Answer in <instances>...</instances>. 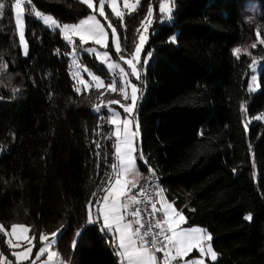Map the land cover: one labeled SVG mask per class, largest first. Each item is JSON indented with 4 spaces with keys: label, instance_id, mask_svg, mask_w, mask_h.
Returning <instances> with one entry per match:
<instances>
[{
    "label": "trees",
    "instance_id": "obj_1",
    "mask_svg": "<svg viewBox=\"0 0 264 264\" xmlns=\"http://www.w3.org/2000/svg\"><path fill=\"white\" fill-rule=\"evenodd\" d=\"M159 1L141 0L123 22L111 19L132 53L151 6L156 15L136 109L138 167L160 175L186 226L211 235L218 258L209 264H264V66L252 93V58L235 53L256 40L243 15L251 0H176L164 22ZM255 1L264 27V0ZM0 2V252L15 261L2 229L21 225L30 229L34 255L58 233L65 262L118 264L100 225L88 220L114 178V128L94 111L106 93L76 90L70 45L32 15L75 24L91 10L80 0H30L24 56L15 0ZM93 46L75 42L78 52ZM81 60L108 80L94 57Z\"/></svg>",
    "mask_w": 264,
    "mask_h": 264
},
{
    "label": "snow or ice",
    "instance_id": "obj_2",
    "mask_svg": "<svg viewBox=\"0 0 264 264\" xmlns=\"http://www.w3.org/2000/svg\"><path fill=\"white\" fill-rule=\"evenodd\" d=\"M137 2H139V0H137ZM22 3L23 0H15L14 4L15 22L20 29L19 39L21 43L25 40L24 24L21 16V13L24 11ZM87 4L89 8L93 7L91 0H87ZM111 4L112 11L116 14V16H121V13L116 8V0H111ZM124 6L126 8L133 7L127 2V0H125ZM3 9L4 3L0 2V13H2ZM161 11H167L170 13L171 9L164 4L161 5ZM99 15L105 16L103 0H101L100 3ZM36 16L41 17L44 24H50V27L60 28L64 34V38L69 44H74L72 35H78L81 44L86 45L89 40H92L97 45L107 47V33L105 32L104 27L94 16H88L87 19H83L79 23L64 24L62 28L51 16H41V13L39 12H36ZM147 16L148 18H146L142 24L144 33L148 32V28L152 23L151 10H149ZM109 27H112L111 24H109ZM112 32L115 35L116 29L112 28ZM147 38L148 37L146 35L141 34L139 36V44L135 48L133 57L125 60V63L131 68V75L135 76L137 80H139L140 77V73L137 70V64L141 60V52ZM171 40L174 42L175 37H172ZM84 50L89 53L96 52L94 48H87ZM115 51L117 54L121 52L119 40L115 43ZM236 51H239V49ZM75 54V50H73L72 55L74 56ZM96 55L104 59L108 57L107 52H97ZM147 55L150 56L151 53H148ZM120 58L124 59L123 56ZM144 63L145 65L147 64V56L145 57ZM108 67L117 68L119 65L109 64ZM120 71L122 79L127 84L128 74L125 73L123 69ZM253 71H255V69H253ZM252 78L255 80V76ZM92 79L96 81L97 87H104V81L102 79L96 76H93ZM79 83L83 84L84 81L80 80ZM109 87L112 91L116 90L115 83L110 84ZM76 90L79 91L78 88ZM137 92V86L132 85L130 97L131 104L123 106L125 113L131 114L133 112L136 106ZM122 94L125 96V99H128L127 93ZM112 123L116 125L115 155L119 161V165L116 163L111 165L112 169L116 173V179L114 185L105 190L106 195L102 198L103 204L100 208V215L103 218V227L108 229L109 233L113 236L118 234V245L116 246L118 247L119 252L117 254L120 257H123L127 264H157V256L153 252V249H155L156 252H163V264H171V261L176 259V257L186 256L194 248H199L201 255H204L206 252L210 253L214 260L215 253L213 252L211 245L209 244L207 248L204 247V241H210L211 236L206 234L204 230L200 228L182 229L181 224L185 222V217L179 211H176L172 204H163V208L159 210L153 206V213L162 211V219L156 220L154 225L144 229V224L141 222V210L138 207L129 210L130 205L140 203V201L137 200V197L133 195L129 199L122 202V198L128 195L129 181L121 179V177L125 175L137 174L138 165L133 155V140L135 138V132L131 131L129 128L132 124L131 119H125L123 121V128H121L119 113H116L112 117ZM131 186L135 187V184H132ZM129 216L133 219L129 220ZM245 218L249 220L251 219L250 216ZM88 220L90 223L92 222L90 213ZM134 225H137V227H134ZM152 227L159 229V232L152 231ZM141 229H144V231L141 232ZM16 230V228L12 229L13 232H16ZM20 231L27 232L28 228H22ZM161 237L163 240H161ZM28 251L30 252L31 249H28ZM173 251L176 253L175 256L172 255ZM41 252H43V249H41ZM24 255H27V253ZM197 264H204V262L201 260L198 261Z\"/></svg>",
    "mask_w": 264,
    "mask_h": 264
},
{
    "label": "rangeland",
    "instance_id": "obj_3",
    "mask_svg": "<svg viewBox=\"0 0 264 264\" xmlns=\"http://www.w3.org/2000/svg\"><path fill=\"white\" fill-rule=\"evenodd\" d=\"M80 1L83 4H85L86 6H88L87 0H80ZM175 1L176 0H162V1L158 2V10L160 12V15H162V17L160 18V19H162L161 20L162 22L170 20L169 16H170V18L172 17ZM91 2H92L93 7L90 8L91 13L89 14V16H94L100 22V24L104 27L105 32L107 33V47L97 45L92 40H89L88 44H92L94 46L93 47H87V48H94L96 50V52H93V53H89V52L85 51L84 49L81 52H78L76 50V47H75V42L77 40H79L78 35H72V39L74 41V44H69L68 41L64 38V34L60 30V28L50 27V24L49 25L44 24L42 18L36 16V12L41 13V16H51V15H49L47 13L40 12L38 10H33L32 15L36 20H38L40 23H42L47 29L60 32L63 39L70 45L71 51H70L69 56H70L71 76H72L73 81L76 84V87L79 89V91H84V90L89 91L92 89H99V90L105 91V93H106L105 95L107 96L106 97L107 100L102 102L99 106H97L94 109V111L97 114H99L101 117H106L107 120L112 124V126L114 128L115 147H116V137H115L116 125H114L112 123V117L116 113H119L120 120H121V125H120L121 128H123V121L125 119H131L132 120V124L129 126V128L131 131L135 132V138L133 140V148H134L133 155H134V159L136 160V163L138 165V159L141 155V150H140V134H139V130H138V126H137V118H136V109L138 108V102L141 100L142 94H143V88L142 87H143V84L145 82L146 66L148 65V60H147L146 65L144 63V60H145L144 52H145V46L149 40L150 28L153 25V23L155 21V17H156V15L154 14V6H151L149 8V10L152 11V17H151L152 23L149 26L147 33H144V30L142 27L143 22L141 24L140 35L144 34L148 38H147V41H146L144 48L141 52V60L137 64V70L140 73L139 80H137L135 76L131 75V68L125 63V60L131 59L133 57L134 52H135V48L139 44V38H138V42L136 43L133 52L129 53L122 46L120 32H119L118 28H116L112 24L111 19H117V20H121L123 22L124 18L126 16L132 15L133 13H135L137 11V9L140 7L141 0H139V2H137V0H127V2L133 6V7H129V8H126L124 6L125 0H116V8L121 13V16H116V14L112 11L111 0H103L105 16L99 15L101 0H91ZM29 3H30V0H23L22 8L24 9V11L21 13L23 24H24L25 40L23 43H21L20 39H19V42H20L21 50H22V53L24 56L27 55L28 50H29V45H28L27 38H26V20H25L26 6ZM164 4H166L168 6V8L171 9L170 13L167 11H164V12L161 11V5H164ZM244 14H245L246 21L253 24V26H254L256 40L251 39L252 40L251 45H246V47H244V48H238L239 51H236L237 50L236 49L235 53L238 55L239 54L247 55V56H250L252 58L253 63H252L251 69H250L251 76H250V81H249V89L252 93H256L259 90L260 72H261L262 67L264 66V27H262V23L258 19V18H260L259 17L260 16L259 3L255 0H251V1L246 2V8H245V12H243V15ZM14 15H15V8H14ZM51 17L57 22V24L60 25L61 28L63 27L64 24L57 21L53 16H51ZM87 18H88V16L84 19H87ZM146 18H148L147 15H146L145 19ZM104 23H106V24H104ZM109 24H111L112 27H109ZM112 28L116 29L115 35L112 32ZM16 31H17V35L19 38L20 29L17 25H16ZM117 40H119V43L121 45V52L119 54H117V52L115 51V43ZM87 48H85V49H87ZM73 50H75V53H76L74 56L72 55ZM254 51H257L261 55L258 56L256 53H254ZM97 52L98 53L107 52L108 57L106 59L98 57L96 55ZM82 54L92 56L99 63H101L102 66L109 73L108 80H105L104 78L96 75L91 69H89L87 66H85L81 60ZM121 56H123L124 59H121L120 58ZM109 64H116V65H119V67L109 68L108 67ZM121 69H123L124 72L128 74L127 84L122 79L121 71H120ZM253 69H255V71H253ZM93 76H96V77H99L100 79H102L104 81V87H97L96 81L92 79ZM253 76H255V80H253V78H252ZM80 80H83L84 83L83 84L79 83ZM112 83H115V86H116L115 91H112L111 88L109 87V85ZM132 85H136L137 89H138L137 101H136V106H135L133 112L131 114H128V113L124 112L123 106H127V105L131 104V98L130 97H131V86ZM122 93H127L128 99H125V96ZM261 120H262V118L259 117L255 121L258 122ZM115 163L117 165H119V161L117 160V158H116ZM139 172H140V169L138 167L137 173L140 174ZM129 176H131V175L122 176L121 179H127ZM112 177H114L113 180L116 177V173L114 172V170H113ZM158 195H159V201H160V209L163 208V204L170 203V204H172L173 208L176 211H179L175 207L174 203L169 200V198L166 195L165 190L162 187L160 182L158 184ZM102 204L103 203H101L100 206ZM94 209H95V207H89V213L91 214V217H92V222L91 223L89 222V224H91V225L99 224L100 225L101 232L108 239V242L110 243V246H111V251L113 252L115 257L117 258L118 264H127V262L123 259V257H120L117 254L119 252V249L116 246V245H118V234H115V236L111 235L109 233V230L103 227V218H101V217H100L101 219L99 218L100 221L98 220L97 222L94 223V220H95V218H93L94 217V213H93ZM96 209H97V207H96ZM180 213L185 217V215L182 212H180ZM131 219H132V217H130L129 220H131ZM186 222H187V219L185 217V222L181 224L182 229L200 228V229L204 230V232L206 234L210 235L204 228H201L198 226H194V227L186 226ZM134 227H136V225H134ZM13 228L17 229L16 232L12 231ZM22 228H28V227L16 225V226H13L10 230L2 229L4 235L6 236V244L11 249L12 256L14 257V260L16 262H20V260H24L27 256H29V254L34 253V249L31 250L30 252L28 251V249H31L30 248L31 242H29V240H28V238L30 237V234H28L30 229L28 228L27 232H22V231H20V229H22ZM57 237H58V233L54 236V239H56ZM211 241H212V237H211L210 241H208V240L204 241V247L207 248V246L209 244L211 245L212 250L215 253V259L214 260H213L212 255L210 253L206 252L204 255H201L199 248H194L186 256L178 257V262H176L174 264H197V262L201 261V260L204 262V264H209L208 262L216 261L218 258V255L214 251ZM32 242H33V240H32ZM33 246H34V244H33ZM25 253H27V255H24ZM41 254H42V252L40 251L37 258H39L41 256ZM15 261L11 262V263H16ZM7 262H8V264H10L8 257H6L5 255H3L0 252V264H6ZM33 263L37 264V260ZM16 264H19V263H16ZM23 264H25V263H23ZM27 264H31V263L28 262Z\"/></svg>",
    "mask_w": 264,
    "mask_h": 264
},
{
    "label": "built area",
    "instance_id": "obj_4",
    "mask_svg": "<svg viewBox=\"0 0 264 264\" xmlns=\"http://www.w3.org/2000/svg\"><path fill=\"white\" fill-rule=\"evenodd\" d=\"M160 181V175L155 170L150 169L146 173L144 181L140 184L135 185V187H131L130 189L131 196H136L137 200L140 201L139 204H135V208L138 207L141 210V222L144 224V229H147L148 227L154 225L156 220L162 219L163 215L161 211H157L155 213L152 212L153 206L158 210L160 209V201L158 195V184ZM144 229H141V232H143ZM152 231L159 232V229L152 227ZM161 240H163L162 237ZM153 252L157 256V264H163V252H156L155 249H153ZM172 255H176L175 251H173ZM177 260L178 257L172 260L171 264L175 263Z\"/></svg>",
    "mask_w": 264,
    "mask_h": 264
},
{
    "label": "crops",
    "instance_id": "obj_5",
    "mask_svg": "<svg viewBox=\"0 0 264 264\" xmlns=\"http://www.w3.org/2000/svg\"><path fill=\"white\" fill-rule=\"evenodd\" d=\"M139 173L140 174L137 173L136 175H131L126 179L129 181L128 195L126 197L122 198V202L131 197L130 189L132 187L131 186L132 184L137 185V184H140L144 181L146 173H143L142 171H140ZM115 179H116V177H115ZM115 179L111 183V186L114 185ZM102 203H103V201H102ZM101 206L98 205V206H96L97 209L95 207V209L93 210V213H94L93 218H95L94 223L97 222L98 220L100 221V219L102 218V216L100 215ZM132 209H135V204L130 205L129 210H132ZM161 213H162V211H161ZM162 215H163V213H162ZM128 219H130V216L128 217ZM28 234H30V230H29ZM28 240H29V242H31L30 248H31V250H33L34 246H33V242H32L31 237H29ZM56 241H57V238L54 239V237H44L43 238V245L41 247V249H43V252L39 258H37V256H38L39 252L41 251V249L37 252V254L34 255V253L33 254L31 253L24 260H20V262H16V261L15 262L19 263V264L28 263V262L31 264H34L33 262H35L37 260V264H69V263L65 262L61 258V256L58 254V252L56 251V248H55ZM176 262H178V260ZM6 264H8V262Z\"/></svg>",
    "mask_w": 264,
    "mask_h": 264
}]
</instances>
